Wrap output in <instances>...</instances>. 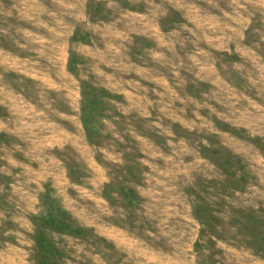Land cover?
Here are the masks:
<instances>
[{"label": "rangeland", "instance_id": "374dc122", "mask_svg": "<svg viewBox=\"0 0 264 264\" xmlns=\"http://www.w3.org/2000/svg\"><path fill=\"white\" fill-rule=\"evenodd\" d=\"M0 264H264V0H0Z\"/></svg>", "mask_w": 264, "mask_h": 264}]
</instances>
